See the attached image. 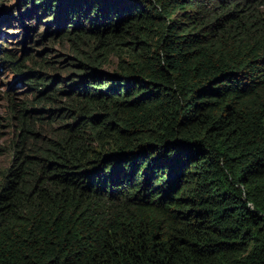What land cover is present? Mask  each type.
<instances>
[{"label": "trees", "instance_id": "obj_1", "mask_svg": "<svg viewBox=\"0 0 264 264\" xmlns=\"http://www.w3.org/2000/svg\"><path fill=\"white\" fill-rule=\"evenodd\" d=\"M0 29V264H264V0H0Z\"/></svg>", "mask_w": 264, "mask_h": 264}, {"label": "rangeland", "instance_id": "obj_2", "mask_svg": "<svg viewBox=\"0 0 264 264\" xmlns=\"http://www.w3.org/2000/svg\"><path fill=\"white\" fill-rule=\"evenodd\" d=\"M4 31H7L8 32V35L9 37L11 38L12 41H16V39L19 37L20 38V34L21 32L19 31L18 27L17 26H11L9 28H6V29H3ZM1 31V29H0ZM55 49L58 50V48L56 47ZM12 81V74H7V73H3V72H0V115L4 116V114L6 113V110H7V103H8V100L5 98V96L3 95V82L4 81ZM19 91L16 92V96L19 97V98H23L27 95H29L28 92H26V88H21V89H18ZM2 144H4L2 142ZM7 158H8V155H3V156H0V166L2 165H5L6 162H7Z\"/></svg>", "mask_w": 264, "mask_h": 264}]
</instances>
